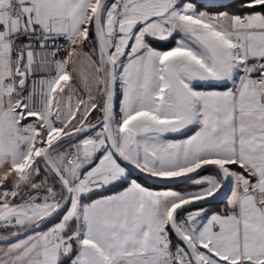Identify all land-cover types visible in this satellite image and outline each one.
I'll return each instance as SVG.
<instances>
[{
  "label": "snow or ice",
  "instance_id": "6c2138e0",
  "mask_svg": "<svg viewBox=\"0 0 264 264\" xmlns=\"http://www.w3.org/2000/svg\"><path fill=\"white\" fill-rule=\"evenodd\" d=\"M0 264H264V0H0Z\"/></svg>",
  "mask_w": 264,
  "mask_h": 264
}]
</instances>
